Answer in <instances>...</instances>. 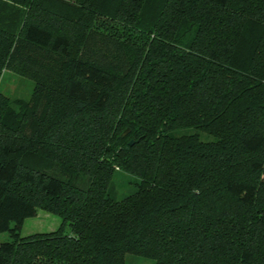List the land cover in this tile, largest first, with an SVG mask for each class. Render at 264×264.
<instances>
[{
    "label": "trees",
    "instance_id": "1",
    "mask_svg": "<svg viewBox=\"0 0 264 264\" xmlns=\"http://www.w3.org/2000/svg\"><path fill=\"white\" fill-rule=\"evenodd\" d=\"M5 69L0 264H264V0H0Z\"/></svg>",
    "mask_w": 264,
    "mask_h": 264
},
{
    "label": "rangeland",
    "instance_id": "2",
    "mask_svg": "<svg viewBox=\"0 0 264 264\" xmlns=\"http://www.w3.org/2000/svg\"><path fill=\"white\" fill-rule=\"evenodd\" d=\"M32 80L28 77L21 76L12 72L11 70L5 69L0 78V91L10 96H21L26 97L31 88ZM179 131L190 132L194 131L190 127H184ZM201 138H206L203 133L200 134ZM116 188V196L119 197L122 193L131 191L132 184L128 181L132 178L128 174L117 170L114 175ZM61 224V217L53 212L36 208L33 215L26 216L20 226L19 232L21 234H28L36 231H46L55 229ZM63 231H69L68 223L64 222L61 224ZM10 238L7 230H0V242L8 240ZM125 264H154V260L147 256L135 255L129 252L124 253Z\"/></svg>",
    "mask_w": 264,
    "mask_h": 264
},
{
    "label": "water",
    "instance_id": "3",
    "mask_svg": "<svg viewBox=\"0 0 264 264\" xmlns=\"http://www.w3.org/2000/svg\"><path fill=\"white\" fill-rule=\"evenodd\" d=\"M132 142V140L129 141V144Z\"/></svg>",
    "mask_w": 264,
    "mask_h": 264
}]
</instances>
